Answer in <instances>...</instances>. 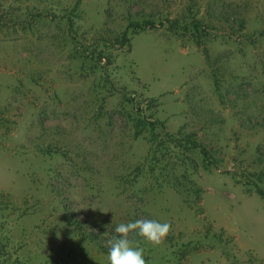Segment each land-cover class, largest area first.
<instances>
[{
    "label": "rangeland",
    "instance_id": "1",
    "mask_svg": "<svg viewBox=\"0 0 264 264\" xmlns=\"http://www.w3.org/2000/svg\"><path fill=\"white\" fill-rule=\"evenodd\" d=\"M141 218L146 264H264V0H0V264Z\"/></svg>",
    "mask_w": 264,
    "mask_h": 264
},
{
    "label": "clouds",
    "instance_id": "2",
    "mask_svg": "<svg viewBox=\"0 0 264 264\" xmlns=\"http://www.w3.org/2000/svg\"><path fill=\"white\" fill-rule=\"evenodd\" d=\"M171 225L155 219H138L134 222L120 223L114 229L118 237L107 241L109 264H146L144 248L129 239L130 234L142 237L152 245H159L169 234Z\"/></svg>",
    "mask_w": 264,
    "mask_h": 264
},
{
    "label": "trees",
    "instance_id": "3",
    "mask_svg": "<svg viewBox=\"0 0 264 264\" xmlns=\"http://www.w3.org/2000/svg\"><path fill=\"white\" fill-rule=\"evenodd\" d=\"M136 28H146V27H150V28H154L155 27V24L153 22H146L144 24H142V26H135ZM129 42V38H128V35L127 33L124 34L123 36V39H122V44L125 43V42ZM130 102L133 103L132 100H130ZM146 126H149L151 128V131L154 133V130H155V124L153 123H145ZM184 142V143H183ZM180 146L181 149H185L186 151H189V150H198L201 154H203L205 157H208V152L207 150L202 146L200 145L199 143H197V141L190 136H187V137H184V138H181V139H178L177 142Z\"/></svg>",
    "mask_w": 264,
    "mask_h": 264
}]
</instances>
